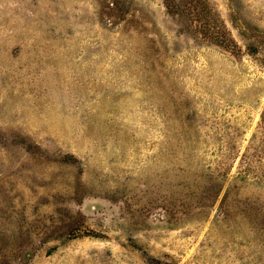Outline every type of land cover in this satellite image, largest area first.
<instances>
[{
  "label": "rangeland",
  "instance_id": "rangeland-1",
  "mask_svg": "<svg viewBox=\"0 0 264 264\" xmlns=\"http://www.w3.org/2000/svg\"><path fill=\"white\" fill-rule=\"evenodd\" d=\"M0 264H264V0H0Z\"/></svg>",
  "mask_w": 264,
  "mask_h": 264
}]
</instances>
